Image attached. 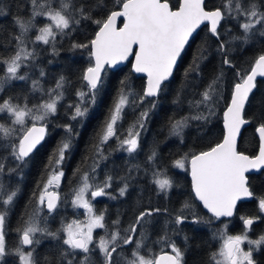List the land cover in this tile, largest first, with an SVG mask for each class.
Instances as JSON below:
<instances>
[{"label": "trees", "instance_id": "1", "mask_svg": "<svg viewBox=\"0 0 264 264\" xmlns=\"http://www.w3.org/2000/svg\"><path fill=\"white\" fill-rule=\"evenodd\" d=\"M172 8L179 6L180 0H168ZM45 0H37V4ZM51 7L59 10L60 0H48ZM250 0H242L244 6ZM264 11V0H253ZM77 7H83L91 19H83L77 12L76 18L80 23L72 26L71 30H65L64 35H58L55 41L56 51L52 50V44L45 45L36 41L39 35L38 29L50 23L45 15L35 16L32 23L35 27L27 33L26 40L29 49L35 48L36 59L22 67L18 75H25V80L6 81L0 91V103L11 98V102L29 107L39 105L49 99L48 91L56 87L61 76L65 78L63 86V98L57 103V111L47 118V136L44 142L26 158V163L17 161L11 155L8 146L12 141L0 139V159L4 162V173L0 175L7 191H17V195L11 205L7 206L5 232L6 243L10 249L23 248L21 233L17 231L24 226L25 221L35 211L38 196L43 191L47 180L58 171H63L61 182L58 184L60 201L56 210L49 213L44 206L41 207V226H46L49 231L57 232V238L36 233L31 248L35 249L33 258L36 264H67L60 258L62 251H68V260L72 264H103V255L96 245L90 246L89 253L81 250H70L63 244L65 232L64 225L73 220H82L84 210L73 206L74 190L81 184L82 175L87 172L93 175L92 167L98 159L95 155V146L99 143V136L110 109L117 99L122 87L125 91L131 90L137 95H143L145 89V77L136 75L132 71L131 62L117 70L107 69L102 78L103 86L99 88L95 104L89 105V110L84 117L72 119L75 108L79 102L77 92H87V84L82 79L87 67L93 64L90 56V41L94 39L99 26L94 20L106 19L111 11L120 9L119 0H72ZM224 0H206L207 9L222 8ZM0 7L4 9V15H0V58L7 59L15 53L17 42L14 39L19 35L20 29L16 18L28 21L32 19V0H0ZM37 8V11H45ZM244 18L228 17L221 21L218 29L222 33L220 39L226 42L230 50L229 59L234 67L222 65V56L217 52L219 41L213 36L208 25L203 26L182 54L172 78L162 85V92L158 97L147 98L144 104L138 107H125L123 119L117 124V132L123 139L129 126L135 122L139 113L149 106V101L155 100L156 108L149 112V118L145 121L144 129L140 130V147L136 153L127 154L118 147L115 137L104 145L106 160H100L96 168V183H102L106 176H112V186L106 189L110 195H105L94 202V210L98 215L103 214L105 228L96 231V238L109 236L117 227L121 235L136 218V215L144 209H160L152 217L146 218L150 223L146 226L147 241L149 245L140 249V253L156 256L160 251L171 249L158 240L167 234L176 246L184 251V264H214L211 254L218 252L221 247L220 233L226 231L229 235L241 233L245 230L244 219L253 218L254 223L249 230L255 237L264 233V213L259 207L264 200V169L259 173L248 175V185L253 198L239 202L235 214L232 217L215 218L206 212L196 200L189 178L188 168L180 169L175 166V161L186 155L199 153L213 147L224 137L223 114L231 99L235 83L240 82L241 75L250 72L256 57L264 53V28L260 25L249 34L247 43L240 39H233L243 35L239 24ZM73 44H88L86 48H73ZM204 52L205 59L200 61L199 73L189 72L194 58ZM6 65L0 63V77H4ZM223 71L224 76L212 103V114L204 104L196 105L201 99V93L215 76ZM41 71L44 75L41 76ZM187 73V74H186ZM33 81H38V88L33 89ZM166 85V87H165ZM178 101V102H174ZM205 116L207 119H194L196 116ZM244 116L250 121L243 130L238 149L239 151L255 155L259 148V138L256 129L259 123L264 122V77L259 78L256 88L246 105ZM187 117L186 125L180 136L171 134L170 122ZM0 123L9 124L7 113H0ZM44 124L45 122H36ZM32 122L25 124L29 127ZM20 128L19 125L16 126ZM69 127L71 131L69 132ZM23 133L18 131L17 136ZM70 140V148L64 153V160L57 164V153L62 143ZM155 149L157 157L155 161H149L148 156ZM134 165H139V171L133 169L128 180V191L124 196L119 195V189L123 181L120 177H127V170ZM188 167V165H187ZM9 169H14L9 171ZM165 172L173 181L170 191L159 193L153 181V171ZM92 182V181H91ZM112 196L115 199L111 198ZM190 207L185 208V204ZM4 205L0 203V211H4ZM166 210V211H165ZM187 216L182 224H176L175 217ZM193 219L199 220L194 223ZM119 220L114 226L113 221ZM162 226V227H161ZM155 230H161L155 235ZM142 229H137L133 238V244L125 245L117 251L120 257L113 254V264H126L135 248V241L140 239ZM39 243H35V241ZM150 250V251H149ZM88 260L84 261V257ZM256 264H264V245H261L253 255ZM7 264H21L16 255L5 258Z\"/></svg>", "mask_w": 264, "mask_h": 264}, {"label": "snow or ice", "instance_id": "2", "mask_svg": "<svg viewBox=\"0 0 264 264\" xmlns=\"http://www.w3.org/2000/svg\"><path fill=\"white\" fill-rule=\"evenodd\" d=\"M33 14L32 19L25 21L16 18L20 33L14 39L17 42L15 53L9 58H0V63H4L6 72L4 77H0V91L6 81L25 80V75H18L22 67L28 66L29 62L36 59L35 48L29 49L26 36L31 28L35 27L32 23L35 16L45 15L50 23L38 29L39 35L35 37L36 41L45 45L52 44V50L55 52V41L58 35H64L65 30H71L72 26L80 23L76 18L78 12L83 19H91L86 14L83 7L77 8L72 0H60L59 10L51 7L48 0L44 3L37 4V0H32ZM37 11V8L45 9ZM119 6L122 10L111 11L106 19L94 20L93 23L99 26L95 38L90 41V56L94 58V64L87 67L82 79L86 81L87 92L79 91L77 95L79 102L74 106L75 111L72 119L84 117L89 105L95 104L96 95L99 88L103 86L101 73L105 70V65L113 67L118 63L127 60L130 56L134 57V68L137 73H146L147 87L143 95H137L130 89L125 91L122 87L113 107L110 109L109 116L99 136V143L95 146V155L98 158L92 167L91 183L90 177L85 172L81 177V184L77 190H74L73 206L81 207L89 213V219L86 225L82 226L78 221H72L63 226L62 231L66 233L63 244L70 250H81L89 253V245L93 241V230L95 228H105L104 216L95 215L92 205L85 198L86 193L91 190L92 198L110 195L106 189L112 186V176H106L102 183H96L95 171L99 166L100 160H106L104 154V145L116 138L118 147L123 149L129 155L136 153L140 147V130L144 129L145 121L149 118V112L156 108V101H149V106L144 108L138 115L133 124L129 126L124 138L121 139L117 132V124L123 119L125 107H138L144 104L149 98H155L162 92V85L173 74V69L180 57L185 45L194 32L205 22L209 24L210 33L217 38L219 45L217 52L222 56V65L234 67L229 59L230 50L226 47V42L221 40L222 33L218 31L221 21L228 17L239 19L244 18V22L239 24L243 35L233 39L248 42L249 34L256 29L257 25L264 28V11H262L253 0H250L247 6H244L242 0H224L222 8L206 10L204 0H183V3L173 10L168 0H119ZM4 9L0 7V15H4ZM123 17V26H116L118 18ZM264 35V32H261ZM73 48H86L88 44H73ZM134 47L136 50L134 51ZM204 52L194 58L189 72L199 73L200 61L205 59ZM41 76L44 75L41 71ZM187 74V73H186ZM240 76L241 82L235 83L234 91L231 98V104L224 113V123L226 135L221 143L210 147L207 151L194 153L189 158L187 155L180 160L175 161V166L185 169V162L190 166L193 191L195 197L199 199L215 218L231 217L236 207V202L242 196H251L247 186V177L245 173L249 169L264 167V122L259 123L257 132L261 141L259 154L255 157H249L237 151L236 142L240 134L241 126L250 123L243 118V112L249 94L256 87L257 76L264 77V53L259 54L254 60L250 72ZM224 73L221 70L215 78L208 84L206 89L201 93V99L196 101V105L204 104L208 109L209 115L212 114V103L216 96L217 90L222 82ZM65 78L61 76L57 81L56 87L49 89V99L39 105L29 107L27 103L23 106L11 102V98L0 103V113H7L10 118L9 124L0 123V139L12 141L8 146L11 148V155L19 162L26 163V158L32 153L36 146L44 139L46 131L47 118L54 115L57 111V103L63 98V86ZM166 87V85H165ZM38 88V81H33V89ZM178 102V101H174ZM194 119H207L205 116H196ZM26 119L31 120L32 126L25 127ZM45 122L37 127L36 122ZM187 117L181 120L170 122L171 134L180 136ZM17 125L20 126L17 129ZM23 134L17 136V132ZM71 131L69 127V132ZM70 148V140L62 143L57 153L56 163L59 164L64 160V153ZM157 152L152 150L148 156L149 161H155ZM133 169L139 171V165H134L127 170V177H120L123 181L119 189V195L124 196L128 191V180L131 178ZM14 169H9L13 171ZM4 173V162L0 159V175ZM64 175L63 171L55 172L43 187V191L38 196V203L35 211L25 221L24 226L17 229L21 233V244L31 246L34 243V236L40 233L42 236L47 235L57 238L58 233L49 231L46 223L41 226L40 212L41 207L47 208L51 213L56 210L60 196L55 191H49L54 185L58 186V181ZM153 183L156 185L159 193H167L173 187V181L167 177L165 172L154 170ZM17 191H7L2 181H0V203L4 205L5 210L0 211V264H7L6 257L16 255L19 257L21 264H36L33 258L34 248L24 252L22 248L10 249L6 243L5 221L6 209L13 203ZM111 198L115 199L114 196ZM185 208L190 207L187 203ZM259 207L264 211V200L260 201ZM160 209H144L140 211L132 224L124 229L121 235L117 227L111 232L108 238L100 237L96 247L99 248L103 255V264H113V254L121 256L118 249L125 245L133 244V238L140 232V239L135 241V248L132 251V259L126 260V264H184V251L177 247L174 241H171L167 234L160 238V242L171 249V253H164L158 256L146 258L140 254V249L145 247L147 239L146 226L150 223L149 219ZM166 211V210H165ZM188 219L187 216L178 215L175 217L176 224H182ZM194 223L199 220L193 219ZM114 226L119 224V220L112 222ZM254 223L253 218L244 219L246 228H250ZM108 235L106 230V236ZM222 244L218 252L211 254V260L214 264H256L253 258V252L264 245V236L259 239H249L247 232L242 235L229 236L226 232H221ZM247 243L254 247H249L247 251L242 245ZM39 243V241H35ZM150 251V250H149ZM68 251H62L60 258L72 264L68 260ZM88 256L84 257V261ZM52 264V262H49ZM84 264V262H82ZM119 264V261H117Z\"/></svg>", "mask_w": 264, "mask_h": 264}, {"label": "water", "instance_id": "3", "mask_svg": "<svg viewBox=\"0 0 264 264\" xmlns=\"http://www.w3.org/2000/svg\"><path fill=\"white\" fill-rule=\"evenodd\" d=\"M168 2H169V1H168ZM205 2H206V0H204V3H205ZM182 3H183V0H180L179 6H180ZM169 4H170V3H169ZM170 6H171V4H170ZM179 6H178V7H179ZM171 7H172V6H171ZM178 7H177V8H178ZM177 8H172V9H173V10H176ZM215 9H216V8H215ZM118 10H122V9L120 8V9H118ZM206 10H209V9L206 8ZM210 10H214V9H210ZM115 11H117V10H115ZM123 22H124V18H123V17L118 18L117 23H116V26H117L118 28L122 27V26H123ZM205 25H208V27H210L209 24H208V22H205V23L202 24V25L196 30V32H194L193 35L189 38L188 43L185 45L184 50L182 51L180 57L177 59V63H176V65H175L174 69H173V74H174V72H175V70H176V67H177V65H178V62H179V60H180L182 54L184 53L186 47H187L188 44L192 41V39L195 37V35L198 33V31H199L203 26H205ZM94 38H95V37H94ZM135 50H136V48L134 47V51H135ZM92 59H93V64H94V58L92 57ZM129 61L131 62V66H132V71H133V73H135L136 75H139V76H143V77H145V89H146V87H147V75H146V73H137V72L135 71V68H134L135 60H134V57H131V56H130L127 60L122 61V62L118 63L117 65H115V66H113V67H110V66H108V65H105V70H104V72L101 73L102 78H103V75H104V73H105V71H106L107 69H109V70H117V69H119L120 67L126 65ZM93 64H92V65H93ZM92 65H91V66H92ZM173 74H172V76H173ZM172 76H171L167 81H169V80L172 78ZM259 78H262V77L257 76L255 83H257V80H258ZM167 81H165V82H167ZM85 82H86V81H85ZM165 82H164V83H165ZM240 82H241V81H240ZM238 83H239V82H238ZM255 88H256V87H255ZM255 88H254V89L252 90V92L249 94V98H250V96L252 95V93L254 92ZM145 89H144V91H145ZM233 91H234V89H233ZM232 94H233V92H232ZM149 98H151V97H149ZM231 98H232V96H231ZM249 98H248V101H249ZM248 101H247L246 104H245L244 112H245V108H246V105H247ZM230 104H231V99H230V101H229V103H228V105H227V107H226L224 113L227 111V108L230 106ZM244 112H243V118H244L245 120H247V119L245 118V116H244ZM41 125H42L41 123H36V126H37V127H39V126H41ZM248 125H249V123H246V124H244V125L241 126L240 134H239L238 137H237L236 148H237V151H238V152H240V153H242V154H244V155H248L249 157H255V156H257V155L259 154V149H260V146H261V141H260V139H259V141H260V142H259V148H258V151H257V153H256L255 155H249V154L243 153V152L239 151V149H238V144H239V140H240L241 134H242L243 130H244ZM31 126H32V124H31L29 127H31ZM223 127H224V136H225V135H226V128H225V123H224V114H223ZM256 133H257V136H258V138H259V134H258V132H257V129H256ZM46 136H47V126H46V131H45L44 139H43V140H42V141L36 146V148L32 151V153H33V152H34V151H35V150H36V149H37V148H38V147L44 142V140L46 139ZM223 138H224V137H223ZM222 141H223V139H222L219 143H221ZM217 144H218V143H217ZM215 145H216V144H215ZM215 145H214V146H215ZM207 150H208V149H207ZM207 150H205V151H207ZM32 153H31V154H32ZM31 154H30V155H31ZM30 155H29V156H30ZM262 169H264V167L249 169V171L245 173V176L247 177V182H248V175H250V174H254V173H259ZM189 178H190L191 186H192V178H191V174H190V166H189ZM247 186H248V188H249V191L251 192L248 183H247ZM192 190H193V186H192ZM49 191H55V192H57V193L59 194V196H60V192L57 190V186H56V185H54L51 189H49ZM193 193H194V191H193ZM251 193H252V192H251ZM194 195H195V193H194ZM195 198H196V197H195ZM252 198H253V194H252L251 196H242L240 199H238L237 202H236V207H235V209H234L233 215L235 214V211H236V208H237L239 202H241V201L251 200ZM196 200L202 205L203 209H204L206 212L212 214V213H211L206 207H204L203 203H202L201 201H199L198 198H196ZM59 201H60V200H59ZM59 201H58V203H59ZM58 203H57V205H58ZM44 208H45V210L48 212L47 208H46V207H44ZM262 212L264 213V211H262ZM212 215H213V214H212ZM233 215H232V216H233ZM232 216H231V217H232ZM220 218H221V217H220ZM244 226L246 227L245 224H244ZM22 246L29 248V247H31L32 245H31V246H28V245H22ZM78 250H79V249H78ZM163 252H164V253H169V254L171 253V252H169V251H163ZM160 254H162V252H161ZM160 254H158V255H160Z\"/></svg>", "mask_w": 264, "mask_h": 264}, {"label": "rangeland", "instance_id": "4", "mask_svg": "<svg viewBox=\"0 0 264 264\" xmlns=\"http://www.w3.org/2000/svg\"><path fill=\"white\" fill-rule=\"evenodd\" d=\"M28 122H32V121L26 119V124H27ZM32 123H33V122H32ZM126 153H127V152H126ZM127 154H128V153H127ZM187 165H188V163H187V161H186V162H185V169L188 168ZM60 171H61V170H60ZM61 179H62V177H61L60 180L58 181V184L61 182ZM90 183H91V181H90ZM79 187H80V186H79ZM50 189H51V188H50ZM101 197H104V196H99V197L92 198V196H91V190H90L88 193H86V195H85V198H86V199L89 201V203L92 205L93 213H94L95 215H98V214H97V213L95 212V210H94V202H95L97 199L101 198ZM76 208H79V209L84 210V213H85V214H84V218H83L82 220H73V221H78V222H80V224H81L82 226L86 225L87 222H88V219H89V213H88L87 210L84 209V208H81V207H76ZM71 222H72V221H71ZM71 222H70V223H71ZM101 229H104V228H95V229L93 230V233H92L93 241H92V243L89 245V249H90V246H91V245H96V244L98 243L99 239L96 238L95 233H96V231L101 230ZM249 230H251V228H250V229H246V231H245V232H247V235H248L249 239L255 240V239H259L261 236H264V233H263V234H261V235H258V236L253 237V236L250 235ZM224 232H226V231H224ZM243 232H244V231H243ZM245 232H244V233H245ZM226 234L229 235L227 232H226ZM109 236H110V235H109ZM229 236H232V235H229ZM65 238H66V233H65ZM105 238H108V236H106ZM221 242H222V239H221ZM249 247H254V246L249 245V244L247 243V241H245V243L242 245V248H243L245 251H247V250L249 249ZM22 249H23L24 252H28V251L32 250L31 247L27 248V247H24V246H23ZM257 251H258V250H257ZM257 251H254V252H257ZM254 252H253V255H254ZM140 254H141V255H144L146 258H149V257H152V256H153L152 254H151V255H145V254H142V253H140ZM156 256H157V255H156ZM130 259H132V255H131L130 258H128V260H130Z\"/></svg>", "mask_w": 264, "mask_h": 264}, {"label": "flooded vegetation", "instance_id": "5", "mask_svg": "<svg viewBox=\"0 0 264 264\" xmlns=\"http://www.w3.org/2000/svg\"><path fill=\"white\" fill-rule=\"evenodd\" d=\"M188 171H189V164H188ZM202 208H203V207H202ZM252 226H253V224L251 225L250 228H252ZM161 227H162V226H161ZM250 228H246V227H245V230H243V231L245 232L246 229H250ZM243 231H242L241 233H238V234H233L232 236H235V235H242V234H244ZM160 232H161V230H155L154 233H155V235H159ZM147 238H148V236H147ZM158 242L161 243V242H160V239L158 240ZM161 244H162V243H161ZM145 245H146V246L149 245V242L147 241V239L145 240ZM161 252H162V251H160L158 254H160ZM169 252H171V251H169ZM158 254H157V256H158Z\"/></svg>", "mask_w": 264, "mask_h": 264}]
</instances>
